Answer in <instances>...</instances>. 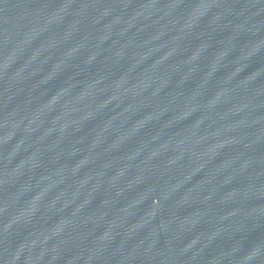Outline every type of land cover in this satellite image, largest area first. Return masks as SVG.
Masks as SVG:
<instances>
[{
  "label": "water",
  "instance_id": "water-1",
  "mask_svg": "<svg viewBox=\"0 0 264 264\" xmlns=\"http://www.w3.org/2000/svg\"><path fill=\"white\" fill-rule=\"evenodd\" d=\"M0 264H264V0H0Z\"/></svg>",
  "mask_w": 264,
  "mask_h": 264
}]
</instances>
